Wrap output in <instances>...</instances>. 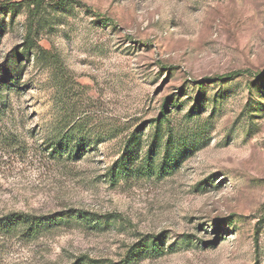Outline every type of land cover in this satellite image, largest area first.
<instances>
[{
	"label": "rangeland",
	"instance_id": "374dc122",
	"mask_svg": "<svg viewBox=\"0 0 264 264\" xmlns=\"http://www.w3.org/2000/svg\"><path fill=\"white\" fill-rule=\"evenodd\" d=\"M54 1L35 17L44 53L24 63L27 88L0 111V217L72 210L98 225L0 239L2 264H264V0ZM27 20L0 17V67ZM168 98L170 170L110 180L132 134L143 158ZM69 129L89 147L51 161Z\"/></svg>",
	"mask_w": 264,
	"mask_h": 264
},
{
	"label": "trees",
	"instance_id": "16d2710c",
	"mask_svg": "<svg viewBox=\"0 0 264 264\" xmlns=\"http://www.w3.org/2000/svg\"><path fill=\"white\" fill-rule=\"evenodd\" d=\"M49 0H22L12 2L5 0L0 3V17L10 14L11 19L14 18L15 13L25 9L28 11V25L26 27V35L24 43L20 48L14 49L4 59L3 65L0 67V111L6 114L10 110L11 95H21L26 90L25 87H20V80L22 72L24 71V63L30 62V58H40L44 53L36 44L35 37L38 33L39 25L35 24V17H38L43 10L44 6ZM57 4H67L69 1H54ZM49 4V3H48ZM109 21L108 19H105ZM110 22V21H109ZM5 30V24L0 21V40ZM238 73L226 74L217 77V80H230L232 77L237 76ZM206 81H210L207 79ZM214 82V81H212ZM198 87L203 88V83H197ZM170 99H166L162 104L159 118L154 120V133L151 136V141L148 144V149L143 158L138 159V147L135 144L139 137L132 134L129 139L124 143L121 149L120 156L113 163L107 175L110 180L115 181L122 179L124 181L132 179V177H139L142 173L150 177L163 170H170L171 161L169 155L173 152L172 138L176 135L175 129L171 128L169 123V116L167 113ZM173 106V103L171 107ZM163 126H166L165 131L162 132ZM73 127V126H72ZM71 128V127H70ZM166 135L163 144L164 154L162 156L161 167L159 170L156 165V154L158 150V141L161 136ZM80 132H71V129L60 133L48 144L47 157L53 162L61 161H75L80 158L82 152H85L89 147L88 139ZM181 137L177 139V147L182 146ZM136 161V162H135ZM77 222L84 226L86 229H94L98 225V216L81 211H62L50 215H35L25 212H10L0 217V239L19 237L27 241L37 239L40 235L45 234L51 230L70 223ZM137 252L133 249L130 255ZM0 264H2L0 258ZM80 264V263H74Z\"/></svg>",
	"mask_w": 264,
	"mask_h": 264
}]
</instances>
